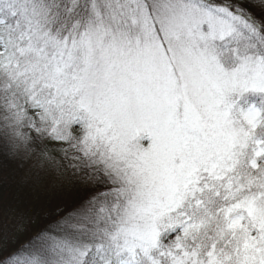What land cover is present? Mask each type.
Segmentation results:
<instances>
[{"label":"snow or ice","instance_id":"6c2138e0","mask_svg":"<svg viewBox=\"0 0 264 264\" xmlns=\"http://www.w3.org/2000/svg\"><path fill=\"white\" fill-rule=\"evenodd\" d=\"M0 264H264V0H0Z\"/></svg>","mask_w":264,"mask_h":264}]
</instances>
